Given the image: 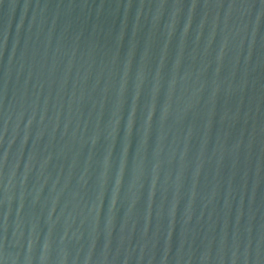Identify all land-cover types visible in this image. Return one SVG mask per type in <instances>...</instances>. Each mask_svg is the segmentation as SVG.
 I'll return each mask as SVG.
<instances>
[{
    "label": "water",
    "instance_id": "obj_1",
    "mask_svg": "<svg viewBox=\"0 0 264 264\" xmlns=\"http://www.w3.org/2000/svg\"><path fill=\"white\" fill-rule=\"evenodd\" d=\"M0 264H264V0H0Z\"/></svg>",
    "mask_w": 264,
    "mask_h": 264
}]
</instances>
